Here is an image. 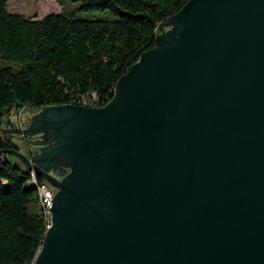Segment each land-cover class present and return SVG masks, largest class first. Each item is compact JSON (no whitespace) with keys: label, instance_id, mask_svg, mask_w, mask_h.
I'll use <instances>...</instances> for the list:
<instances>
[{"label":"water","instance_id":"95a60500","mask_svg":"<svg viewBox=\"0 0 264 264\" xmlns=\"http://www.w3.org/2000/svg\"><path fill=\"white\" fill-rule=\"evenodd\" d=\"M168 22L105 106L5 119L38 149L0 153L57 190L33 264H264V0Z\"/></svg>","mask_w":264,"mask_h":264},{"label":"trees","instance_id":"16d2710c","mask_svg":"<svg viewBox=\"0 0 264 264\" xmlns=\"http://www.w3.org/2000/svg\"><path fill=\"white\" fill-rule=\"evenodd\" d=\"M8 1L0 0V59L18 69L0 68V128L13 111L78 105L84 96L105 106L118 79L154 48L160 29L189 0H66L107 15L39 20L8 12ZM9 149L16 148L0 135V151ZM7 155L0 153V264H33L49 222L30 172ZM31 204L40 212L29 213Z\"/></svg>","mask_w":264,"mask_h":264},{"label":"rangeland","instance_id":"374dc122","mask_svg":"<svg viewBox=\"0 0 264 264\" xmlns=\"http://www.w3.org/2000/svg\"><path fill=\"white\" fill-rule=\"evenodd\" d=\"M7 10L10 13L21 14L26 18L35 19V20L42 19L49 14H59V13L75 19H99L102 17V15H107V12H93V13L82 12L80 10L79 3H71L66 0H63L60 4L56 3L55 0H9ZM172 28L173 26L171 25V23L168 22V24L162 27L160 31L163 34H165L168 31H170ZM6 66H12L13 69L15 70L18 69V65L0 59V68ZM89 107L95 108L97 107V105H89ZM42 109L43 108L41 109L27 108L22 111L19 110L18 112L13 111L10 113L8 117H6V119H8L11 124H16V126H22L25 123L28 124L30 119L35 115H37L38 113H40ZM38 122H39L38 120H35V124H37ZM32 124L34 123L32 122ZM5 134L8 135L9 133L6 132ZM0 135H3V133H1ZM31 138L32 137H30L29 139ZM32 140H36L35 137H33ZM27 146H29V144ZM34 149L37 150L38 147H35ZM34 149L28 147L26 150L27 152L33 154L34 151L32 152V150ZM7 157L11 162L19 163L21 167L25 168L24 164L22 163L19 157L15 155H7ZM40 208L41 207H39L38 204H31L27 207L28 212L31 214L39 213Z\"/></svg>","mask_w":264,"mask_h":264},{"label":"built area","instance_id":"2783aa9c","mask_svg":"<svg viewBox=\"0 0 264 264\" xmlns=\"http://www.w3.org/2000/svg\"><path fill=\"white\" fill-rule=\"evenodd\" d=\"M77 104L85 107H89V105H97V98L96 96L92 97H81L79 100H77ZM32 181L37 188H44V201H43V210L47 216L48 222H50V208L52 206V196H53V190L50 187V185L44 181V183L37 184L36 182V176L34 172H30Z\"/></svg>","mask_w":264,"mask_h":264},{"label":"flooded vegetation","instance_id":"af4514ba","mask_svg":"<svg viewBox=\"0 0 264 264\" xmlns=\"http://www.w3.org/2000/svg\"><path fill=\"white\" fill-rule=\"evenodd\" d=\"M38 124V123H37ZM37 124H32V121H31V119H30V121L28 122V124H24V125H22V126H16L15 128H36L38 125ZM1 128H7L5 125H4V123H3V126H1ZM20 138H21V135H15V134H8V139L11 141V143L13 144V146L16 148V149H18V150H20V151H22L24 154H26V155H29L30 153H28L27 152V148L28 147H31V148H35L33 145H29V146H27L28 144L25 142L26 140H28L30 137H26L25 139H23V142H21V140H20ZM33 138V137H32ZM32 138L31 139H29V140H32ZM27 147V148H26ZM24 148V149H23ZM34 152L36 151L35 149L33 150ZM30 158H33V155L31 156L30 155ZM67 172H66V174L70 171V170H66ZM63 171L62 170H51V174L52 175H54L56 178H58V179H62V176H61V173H62ZM51 187V186H50ZM52 188V187H51ZM52 190H53V197H54V195L56 194V192H57V190L56 189H54V188H52Z\"/></svg>","mask_w":264,"mask_h":264},{"label":"bare ground","instance_id":"6f19581e","mask_svg":"<svg viewBox=\"0 0 264 264\" xmlns=\"http://www.w3.org/2000/svg\"><path fill=\"white\" fill-rule=\"evenodd\" d=\"M92 96H94V95H92ZM91 96V97H92ZM81 106V105H80ZM91 108H93V107H91ZM33 183V182H32ZM36 186V185H35ZM38 193H39V201H40V205H41V207H42V209H43V201H44V188H40V189H38ZM52 200H53V196H52ZM44 214H45V212H44ZM47 222H48V220H47ZM49 225H50V222H49ZM49 225H48V227H49ZM47 227V228H48Z\"/></svg>","mask_w":264,"mask_h":264},{"label":"crops","instance_id":"0c3cea01","mask_svg":"<svg viewBox=\"0 0 264 264\" xmlns=\"http://www.w3.org/2000/svg\"><path fill=\"white\" fill-rule=\"evenodd\" d=\"M13 126H14V127H16V124H13ZM6 127H7V128H9V126H8V125H6ZM7 159H9V158L7 157Z\"/></svg>","mask_w":264,"mask_h":264}]
</instances>
